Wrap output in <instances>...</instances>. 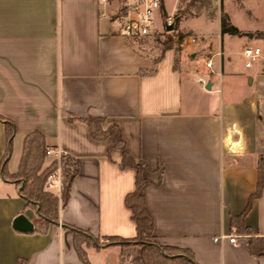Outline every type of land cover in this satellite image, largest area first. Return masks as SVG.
I'll return each instance as SVG.
<instances>
[{
  "label": "crops",
  "instance_id": "1",
  "mask_svg": "<svg viewBox=\"0 0 264 264\" xmlns=\"http://www.w3.org/2000/svg\"><path fill=\"white\" fill-rule=\"evenodd\" d=\"M208 1L221 8L214 19L191 18L204 3L189 0L180 6L186 19L173 30L207 41L193 47L178 43V49L153 58L130 45L106 17L116 2L0 0V116L14 125L7 172L18 171L24 139L33 131L76 164L63 205L59 188L54 193L57 222H45L27 207L16 181L2 174L7 135L0 121V264H86L75 230L88 238L81 248L89 264H123L121 246L103 242L136 236L125 204L135 188V169L121 168L122 150L110 137L93 138L87 123L77 119L87 117H102L103 129L117 125L125 150L153 168L143 170L150 182L141 193L155 243L188 249L197 264H264V253L255 255L249 246L252 238L264 240V183L239 218L256 190L264 155V63L246 67L241 50L225 47L226 37L236 35L221 34L220 16L228 15L242 32L237 36L255 38L264 29L241 28L232 0ZM174 3L165 0L156 13L158 28ZM197 20L205 27L214 23V31L183 33L186 22ZM258 40L255 46L264 51V39ZM198 53L206 75L199 73ZM210 54L220 74L205 68ZM20 213L32 221V231L12 227ZM221 234H235L237 242L213 239Z\"/></svg>",
  "mask_w": 264,
  "mask_h": 264
},
{
  "label": "trees",
  "instance_id": "2",
  "mask_svg": "<svg viewBox=\"0 0 264 264\" xmlns=\"http://www.w3.org/2000/svg\"><path fill=\"white\" fill-rule=\"evenodd\" d=\"M220 31L221 34L228 33L231 35H241L242 32L231 24L229 17L225 13L220 16ZM254 37L264 39V31H257ZM146 37H127L126 41L131 44V40L142 41ZM162 53L170 48H173L172 40L163 42ZM133 46V45H132ZM178 49V46L176 47ZM159 55V56H160ZM89 127L90 134L95 139H104L110 137L114 145L122 150L120 167H132L135 169V188L125 196V204L132 212V219L135 222L136 236L131 239L119 237L105 238L103 243L118 244L121 248L125 244L136 243L139 249L134 257L129 261V264H197L193 254L188 249L178 247L160 246L154 241L147 240L153 233V218L145 205V198L141 193V188L150 180L143 176V170L152 171L147 163L143 160H135L124 147V140L117 125H110L103 129L102 117H87L77 118ZM5 125L7 135V148L2 160V174L5 178L13 179L19 185L20 194L26 202L27 207L36 211L37 216L45 222H57L58 218V202L59 198L56 194L47 192L46 181L48 177L54 174L58 168V160L54 156H47L45 150L54 148L48 146L43 135L38 131H33L26 135L23 144V152L19 162L18 171L15 174H9L6 169V164L11 152L12 138L14 133V125L11 120L1 117ZM61 173H62V191L60 192V200L62 205L65 203L71 186V181L76 173L75 160L67 153L61 157ZM160 181V178H159ZM158 181V182H159ZM264 183V155L260 156L258 162V181L255 192L250 196L244 213L239 216L242 218L251 207L252 201L259 197ZM75 246L79 256L89 264L85 256V252L81 248V244L88 242L85 233L75 230ZM250 250L253 254L259 255L264 253V240L261 238H252L249 242ZM128 257L123 256L124 263Z\"/></svg>",
  "mask_w": 264,
  "mask_h": 264
},
{
  "label": "built area",
  "instance_id": "3",
  "mask_svg": "<svg viewBox=\"0 0 264 264\" xmlns=\"http://www.w3.org/2000/svg\"><path fill=\"white\" fill-rule=\"evenodd\" d=\"M99 4L118 3L115 9L111 13H107L106 17L115 25L116 32L120 36L124 37H150L156 33H163L174 30L175 12L177 11V5L179 0H175L174 12L165 14L160 22V28L157 26L155 19L156 13H158L164 5L165 0H97ZM171 25L172 29L167 30V26ZM177 42L182 46H200L207 41V37L198 34L178 35ZM244 59L246 67H251L257 60H262L264 63V51L262 48L255 46H244L240 52ZM219 55V54H218ZM214 55L210 54L203 60L205 68L213 73L220 74L219 71H214ZM198 82L204 84L203 78H198ZM45 154L48 156H54L58 160V168L56 172L50 175L46 181V189L57 187L60 188L62 182L61 173V157L66 153L56 147L47 148ZM227 238L229 242L236 243L237 236L231 235H218L213 237L215 241Z\"/></svg>",
  "mask_w": 264,
  "mask_h": 264
},
{
  "label": "rangeland",
  "instance_id": "4",
  "mask_svg": "<svg viewBox=\"0 0 264 264\" xmlns=\"http://www.w3.org/2000/svg\"><path fill=\"white\" fill-rule=\"evenodd\" d=\"M189 0H180L177 5V11L174 14V17L177 19L175 20L176 26L178 28V23H182L186 18H183L186 14L180 15V6L181 3H184ZM196 1V0H191ZM216 1V0H214ZM231 2V3H230ZM172 3V0H168V4L170 5ZM203 5H199V7L195 8L193 12L191 13L192 17H199L202 15L209 16L211 19H214L219 14V11L221 8L212 2H209L208 0H203ZM229 4L232 6L234 15H235V21L238 23V25L241 28H250V27H256L264 29V0H232L229 1ZM215 16H214V15ZM188 24V25H187ZM187 28L185 25H183L182 29H186L183 33H202L205 28H207L210 31H214L215 24H207L206 27L202 26L201 21H190L186 22ZM213 33V32H212ZM244 35V34H243ZM228 36L227 39L224 40V45L229 50H232L233 52L240 51L245 45L255 47V45L260 44V41L258 38H248L245 36ZM178 33L173 31L163 32V33H156L153 36L146 37L142 41L139 42V40H131V44L137 48L140 51H143V53L150 55L153 58L159 57L161 51L163 50V42H167V40H172L173 47L179 46L177 42ZM254 36V34H253ZM218 39L214 38V45L215 47H218ZM233 58L236 59L237 64L243 65V60L241 61L237 55H234ZM232 58V59H233ZM197 59V66L199 73L206 75V70L202 67V54L198 53L196 56ZM217 62V60H216ZM258 62L255 61L253 65H255ZM208 70V69H207ZM209 71V70H208ZM47 192L55 193L57 191V187H52ZM62 191V186L59 188V193ZM58 193V194H59ZM60 195V194H59ZM147 240L153 241L151 237H146ZM139 249V245L132 242L129 244H125L122 247L123 256L128 257L126 261L123 264H129V261L132 257H134Z\"/></svg>",
  "mask_w": 264,
  "mask_h": 264
},
{
  "label": "water",
  "instance_id": "5",
  "mask_svg": "<svg viewBox=\"0 0 264 264\" xmlns=\"http://www.w3.org/2000/svg\"><path fill=\"white\" fill-rule=\"evenodd\" d=\"M171 29H172V26L168 25L167 30H171ZM247 35L251 36L252 34L247 33ZM12 227L15 230H18L21 232H30L33 230V223L25 214L20 213L13 218Z\"/></svg>",
  "mask_w": 264,
  "mask_h": 264
}]
</instances>
